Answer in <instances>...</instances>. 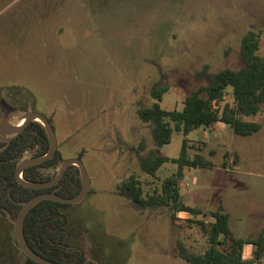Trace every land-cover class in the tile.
<instances>
[{"label":"rangeland","instance_id":"rangeland-1","mask_svg":"<svg viewBox=\"0 0 264 264\" xmlns=\"http://www.w3.org/2000/svg\"><path fill=\"white\" fill-rule=\"evenodd\" d=\"M248 30L257 33L256 54L264 57V0H0V106L12 125L26 111L42 114L61 159L81 160L88 193L61 213L88 260L187 264L177 256L176 240L203 252L207 235L200 222H212L210 212L219 205L231 215L236 235L264 228V106L239 115L259 123L251 135L216 122L173 131L157 148L149 124L137 115L156 101L150 89L159 82L168 87L160 107L181 110L185 96L205 83L196 75L204 66L210 73L239 68L240 40ZM225 104L234 106L230 94L216 107L221 112ZM184 139L189 158L200 154L210 162L184 166L180 182L181 201L201 214L177 212L172 220L167 207L140 212L116 193L130 174L144 197L159 193L177 164L164 162L147 174L136 153L154 148L177 158ZM7 218L0 210V264H24Z\"/></svg>","mask_w":264,"mask_h":264},{"label":"trees","instance_id":"trees-1","mask_svg":"<svg viewBox=\"0 0 264 264\" xmlns=\"http://www.w3.org/2000/svg\"><path fill=\"white\" fill-rule=\"evenodd\" d=\"M258 35L248 30L240 40L239 55L242 65L237 69L225 68L210 73L204 66L196 75L204 84L190 91L184 98L181 110H165L159 101L168 90L160 82L153 85L150 95L156 101L149 107L137 109L140 120L150 126V135L155 148L170 142L173 131H189L216 122L226 123L236 135L248 136L259 130L257 122L246 121L239 117L255 115L264 106V57L256 54ZM232 96L234 106L225 104L220 112L216 104ZM186 139L183 140L177 158L159 155L154 148L144 154L136 153L141 171L153 174L164 162L177 164L176 171L162 180L161 191L143 196L142 188L135 175L123 177L116 184V193L130 201L134 208L143 212L146 209L167 207L170 218L175 213L185 212L192 216L202 211L181 201L180 182L183 179V167H204L210 165L202 155L189 158L186 153ZM37 148V149H36ZM36 149L32 158L44 155L48 150V139L43 126L38 121L28 123L24 129L9 141H0V210L16 216L21 204L41 192H54L63 197H73L81 187L79 170L70 165L57 184L49 188L32 189L19 184L14 175L15 167L25 151ZM229 157L224 153V159ZM62 161L56 150L55 155L42 163L27 167L22 178L28 182H44L54 176V169ZM225 166V162L222 163ZM68 204L41 200L26 214L22 233L27 245L38 255L56 264H84V252L72 246L68 239L65 218L61 207ZM213 221L202 228L207 235V247L201 253L189 251L180 240H176L177 256L187 264H258L264 260V229L256 237H235L228 225V214L222 206L210 212ZM245 244L254 246L250 259L242 257ZM29 264H37L27 259ZM85 264H93L86 262Z\"/></svg>","mask_w":264,"mask_h":264},{"label":"water","instance_id":"water-1","mask_svg":"<svg viewBox=\"0 0 264 264\" xmlns=\"http://www.w3.org/2000/svg\"><path fill=\"white\" fill-rule=\"evenodd\" d=\"M11 115V114H9ZM7 115L6 111L0 106V138L9 141L11 137L16 136L18 133H20L24 127L31 121H38L44 128L47 139H48V150L47 152L35 159H30V160H24V157L22 160L19 162V164L15 167L14 170V175L16 181L21 184L24 187H29L32 189H42V188H47L55 185L63 176L65 170L68 168L70 165H74L78 168L79 170V175H80V180H81V187L77 195L73 197H63L55 194L54 192H42L39 194H36L26 200L24 203L21 204L20 208L18 209V212L15 217H12L11 214L6 211L8 220L12 224V231H13V238L14 241L18 247V249L29 259L39 263V264H56L50 260H47L37 253H35L25 242L23 233H22V226H23V221L28 213V211L39 201L41 200H51L54 202H60L63 204H77L81 202L86 194L88 193L90 182L89 178L86 174V171L82 165V162L79 158H69L65 159L60 163L59 169L56 173V175L47 181L44 182H28L25 181L22 178V171L23 169L34 166L37 164H40L41 162L51 159L55 152H56V140L54 137V132L53 129L47 120L46 117H44L42 114L34 111V110H29L26 111L21 119H24L22 124L20 125H12L9 123L8 118L10 117ZM10 135V137L4 138V136ZM27 264V263H24Z\"/></svg>","mask_w":264,"mask_h":264},{"label":"flooded vegetation","instance_id":"flooded-vegetation-1","mask_svg":"<svg viewBox=\"0 0 264 264\" xmlns=\"http://www.w3.org/2000/svg\"><path fill=\"white\" fill-rule=\"evenodd\" d=\"M2 107V106H1ZM3 109H4V107H2ZM5 110V109H4ZM7 113V112H6ZM32 122V121H31ZM30 123V122H29ZM19 134V133H18ZM10 137V136H9ZM0 141H5V140H3V139H1L0 138ZM37 149V148H36ZM27 152H29L28 150L27 151H25L22 155H21V157H20V159H19V162L22 160V158L24 157V160H30V159H35V158H32V154H34V153H30L29 154V156L26 154ZM55 155V154H54ZM38 158V157H37ZM62 161H63V159H62ZM61 161V162H62ZM60 162V163H61ZM42 163V162H41ZM60 163H59V165H60ZM19 164V163H18ZM38 165V164H37ZM35 166V165H34ZM31 167V166H30ZM58 167V166H57ZM56 167V168H57ZM69 167V166H68ZM56 168L54 169V176L56 175V173H57V171L55 172V170H56ZM24 170V169H23ZM66 171V170H65ZM65 173V172H64ZM64 175V174H63ZM53 176V177H54ZM52 177V178H53ZM51 178V179H52ZM62 178V177H61ZM50 180V179H49ZM59 182V181H58ZM57 182V183H58ZM56 183V184H57ZM54 186V185H53ZM52 187V186H51ZM47 188H49V187H47ZM43 189V188H42ZM42 193V192H41ZM12 216V215H11ZM13 217V216H12ZM15 217V216H14ZM8 219V218H7ZM9 221V220H8ZM67 234H68V239L70 240V244L72 245V246H77L80 250H82L83 252H84V257H85V262H84V264L86 263V262H91V263H93V264H99L96 260H94V259H90V260H88L87 258H86V254H85V251L82 249V248H80L78 245H75L73 242H72V238H71V236H70V234H69V232L67 231ZM15 245H16V243H15ZM16 248H17V250H18V252H19V254L20 255H22L23 256V258H24V261H25V263H27V264H29L28 263V261H27V259H29L28 257H26L19 249H18V247H17V245H16ZM36 253V252H35ZM42 257V256H41ZM44 258V257H43ZM46 259V258H45ZM29 260H31V259H29ZM48 260V259H47ZM31 261H33V260H31ZM33 262H35V261H33ZM53 262V261H52ZM35 263H37V262H35ZM55 263V262H54ZM37 264H39V263H37Z\"/></svg>","mask_w":264,"mask_h":264},{"label":"crops","instance_id":"crops-1","mask_svg":"<svg viewBox=\"0 0 264 264\" xmlns=\"http://www.w3.org/2000/svg\"><path fill=\"white\" fill-rule=\"evenodd\" d=\"M225 209V208H224ZM225 211V210H224ZM181 212V211H180ZM227 212V211H225ZM228 214V225H230L229 221L231 219V215L227 212ZM230 228V226H229ZM238 228V226L236 227ZM264 228H261L259 231H257L256 233H254L253 235H245V236H241V235H236L235 233H233L232 229L230 228V230L232 231L233 235L235 237H240V238H245V237H256L257 235H259L261 233V231L263 230ZM253 249H254V246L251 245V244H245L242 248V257L244 259H250L252 257V254H253Z\"/></svg>","mask_w":264,"mask_h":264},{"label":"bare ground","instance_id":"bare-ground-1","mask_svg":"<svg viewBox=\"0 0 264 264\" xmlns=\"http://www.w3.org/2000/svg\"><path fill=\"white\" fill-rule=\"evenodd\" d=\"M23 120H24V119H21V120L19 121L18 125L22 124Z\"/></svg>","mask_w":264,"mask_h":264},{"label":"built area","instance_id":"built-area-1","mask_svg":"<svg viewBox=\"0 0 264 264\" xmlns=\"http://www.w3.org/2000/svg\"><path fill=\"white\" fill-rule=\"evenodd\" d=\"M182 212V211H181Z\"/></svg>","mask_w":264,"mask_h":264}]
</instances>
